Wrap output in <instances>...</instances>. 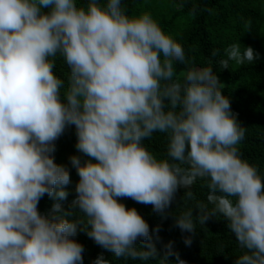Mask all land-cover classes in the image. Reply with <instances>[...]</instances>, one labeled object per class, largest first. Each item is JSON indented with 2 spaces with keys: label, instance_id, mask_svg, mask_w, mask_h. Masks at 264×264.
Masks as SVG:
<instances>
[{
  "label": "clouds",
  "instance_id": "9594fccd",
  "mask_svg": "<svg viewBox=\"0 0 264 264\" xmlns=\"http://www.w3.org/2000/svg\"><path fill=\"white\" fill-rule=\"evenodd\" d=\"M224 53L223 69L230 60L259 59L240 43ZM58 57L70 70L66 102L64 81L53 71ZM174 62L189 63L183 46L150 13L128 15L121 0H89L86 7L76 0H0V264H83L84 248L72 239L78 222L38 211L45 194L68 196L69 171L52 153L69 125L77 151L89 158L70 157L80 178L72 203L97 245L117 257L155 258L148 223L119 200L165 215L179 188L193 198L200 178L214 208L198 204V222L219 214L244 250L236 264H264V180L237 147L246 129L211 67H188L180 78ZM155 132L168 134L165 159L144 146ZM175 223L196 233L192 209ZM140 238L146 251L135 247ZM184 242L190 246L192 237ZM166 247L162 261L174 254ZM94 264L108 261L100 256Z\"/></svg>",
  "mask_w": 264,
  "mask_h": 264
},
{
  "label": "trees",
  "instance_id": "16d2710c",
  "mask_svg": "<svg viewBox=\"0 0 264 264\" xmlns=\"http://www.w3.org/2000/svg\"><path fill=\"white\" fill-rule=\"evenodd\" d=\"M122 6L130 16H139L148 12L158 22L161 29L179 42L185 51L188 64L174 62L177 77L182 78L188 67H211L222 83V91L230 99L231 110L237 114L239 123L245 127V137L238 144L241 158L257 167L264 180V0H121ZM78 6L86 7L89 0H76ZM106 4L107 0H101ZM47 12L48 9H43ZM249 26L246 27V23ZM234 43L252 47L259 53V59L253 63L238 65L229 61L228 69H223L219 61L227 59L224 49ZM213 50L219 55L213 56ZM54 74L64 81L61 88V100L66 102L64 88L67 86L70 70L62 58L56 59ZM169 137L167 133L155 132L146 139L144 146L158 159L167 158ZM52 153L54 162L63 165L69 171L70 183L66 186V199H53L45 194L38 203L40 214L56 217L63 216L69 221H76L77 232L72 237L84 248L83 264H94L103 256L108 264H178L175 254L185 264H236L244 250L239 247L235 234L230 231L222 216L209 217L205 224L198 222V204L206 205L211 212L214 205L208 201L209 189L206 181L197 178L191 187L193 198L185 194L187 189L177 190L175 198L165 215L158 214L152 205L137 203L130 198L119 202L126 208H135L148 223L151 242L155 244L157 256L142 261L139 258L117 257L114 253L97 245L87 235V224L79 223L84 213L73 205L77 193L76 185L79 176L72 165L70 157L79 156L81 162L89 159L76 149L77 135L75 125L65 128L63 134L54 142ZM59 203L61 208L54 212L53 205ZM193 210V221L196 233L182 232L175 223L176 217ZM191 236L190 246L184 242ZM148 241L142 238L136 241L135 247L147 250ZM171 245L174 254L162 261Z\"/></svg>",
  "mask_w": 264,
  "mask_h": 264
}]
</instances>
